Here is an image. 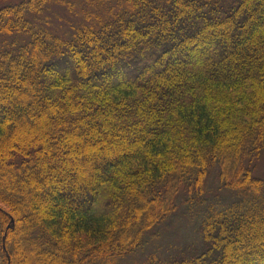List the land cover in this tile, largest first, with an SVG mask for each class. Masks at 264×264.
Wrapping results in <instances>:
<instances>
[{
  "label": "trees",
  "instance_id": "16d2710c",
  "mask_svg": "<svg viewBox=\"0 0 264 264\" xmlns=\"http://www.w3.org/2000/svg\"><path fill=\"white\" fill-rule=\"evenodd\" d=\"M82 1L68 38L42 16L73 0L0 10L8 263L115 264L217 166L234 200L166 264H264V0Z\"/></svg>",
  "mask_w": 264,
  "mask_h": 264
},
{
  "label": "rangeland",
  "instance_id": "374dc122",
  "mask_svg": "<svg viewBox=\"0 0 264 264\" xmlns=\"http://www.w3.org/2000/svg\"><path fill=\"white\" fill-rule=\"evenodd\" d=\"M21 2L22 0H0V10L8 6L18 5ZM73 4L72 11L63 6L53 4L42 16V20L50 22L52 31L61 37L68 38L72 34L71 28L78 24L77 21H82L83 17H78V13L87 9L91 11L97 9L95 6L88 7L82 0H73ZM182 56L184 57L185 55ZM33 135L29 134L28 136L33 137ZM67 158L69 159L68 165L71 171L74 172L77 160L70 154L67 155ZM59 166H63V163L60 162ZM83 166L85 165L83 164ZM251 167L253 168V176L255 178L264 179V151L259 158L254 160ZM234 197L230 189L224 186L221 188L218 178V168L217 166L213 167L205 182L203 197H199L198 201L188 206L182 204L181 208L178 207V210L168 220L147 233L146 244L143 247L139 248L135 253L121 258L115 264H151L153 262V264H166L180 250L186 247L200 248L202 245L200 226L208 215V205L214 204L218 208H223L232 202ZM180 198L183 201L185 200L183 194ZM9 217L12 216L10 215ZM13 224L14 219L12 220ZM3 225V223H0V264L8 263V254L13 255V249H15L13 248V244H11L12 237H9V242L6 246L5 241L9 234L10 225L8 227H3ZM32 248L35 250L34 244ZM16 258L18 260L21 259L20 257L13 256V264L19 263L20 260L17 263Z\"/></svg>",
  "mask_w": 264,
  "mask_h": 264
}]
</instances>
